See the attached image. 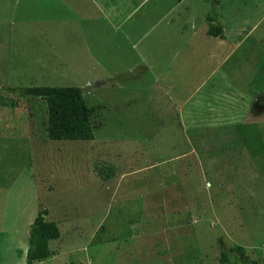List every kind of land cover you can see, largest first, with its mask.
<instances>
[{
  "label": "rangeland",
  "instance_id": "rangeland-1",
  "mask_svg": "<svg viewBox=\"0 0 264 264\" xmlns=\"http://www.w3.org/2000/svg\"><path fill=\"white\" fill-rule=\"evenodd\" d=\"M75 1L0 0V264H26L42 208L60 237L38 264H218L219 238L263 262L264 0H217L258 60L230 55L195 94L175 55L210 0H132L133 41L105 48L66 30ZM35 85H91L94 138L49 139L45 101L7 89Z\"/></svg>",
  "mask_w": 264,
  "mask_h": 264
},
{
  "label": "crops",
  "instance_id": "crops-1",
  "mask_svg": "<svg viewBox=\"0 0 264 264\" xmlns=\"http://www.w3.org/2000/svg\"><path fill=\"white\" fill-rule=\"evenodd\" d=\"M75 2V4L77 5V11L83 12V18L81 19L79 25H72L69 23L70 16H68L66 22V30L68 32L70 29L76 30L77 36H79V41L83 43L80 45L88 46L89 48H93L94 45L97 48H105L112 46L113 41H116L119 36L121 40L123 39L124 41L128 42L133 41V27H129L126 31L124 29V26L131 18L133 10H135L133 8V6L136 5L134 4V1L120 0L118 2L117 0H77ZM64 6L68 8L69 11L75 9L69 8L66 5ZM61 15L65 14L62 13ZM218 16L222 26L221 35H209V20H207L205 15L201 17L199 16L201 20L199 23L198 21H196L192 26V31L189 35L188 43L185 44L187 41L183 43V45L179 47L175 55L177 62L179 60H182L183 67L188 64L184 61L191 62L194 67V69H192L193 74H199L190 89V91L192 90V93L194 94L200 87L204 86L206 79L208 77H211V70L221 69L225 64L229 63L230 55L235 54L236 52L240 53L244 62H251L252 69L254 66V62L251 56H255L258 60L256 54V46L250 43L246 46L244 45V35H246L244 34L245 32L238 38L229 41L227 39V28L224 24V21L219 14ZM86 19L89 22H87ZM60 20L61 22L63 21L62 18H60ZM94 24L96 25V27H94ZM252 28H249V30ZM95 29L99 30V35L94 34ZM64 32V37L67 39V41L72 42L75 35L66 33V31ZM80 32L81 36L78 34ZM106 34L107 36H105ZM111 37H116V39H111ZM110 41H112V45L109 43ZM66 44L68 46H72L73 43L71 45L69 43ZM23 62H26V58ZM161 77L162 76H158L157 79L154 78L155 82L153 83L159 84L161 82ZM171 81L172 80H168V83H170ZM192 93L189 94V97L187 96L185 98H190ZM169 96H171V93L169 94ZM176 98L177 97L171 96L173 109L174 104L180 105L182 102H190L188 100L187 102L185 98H182L184 99L182 101L175 100Z\"/></svg>",
  "mask_w": 264,
  "mask_h": 264
},
{
  "label": "trees",
  "instance_id": "trees-1",
  "mask_svg": "<svg viewBox=\"0 0 264 264\" xmlns=\"http://www.w3.org/2000/svg\"><path fill=\"white\" fill-rule=\"evenodd\" d=\"M211 9L206 13L209 20L208 34H222V26L215 7L217 0H210ZM91 86V85H90ZM79 86L35 85L22 88H7L17 91L21 96L38 97L46 103V134L53 140H92L94 138L90 108L87 106L83 91L89 88ZM247 139V138H246ZM247 142V141H246ZM105 177H111L103 173ZM48 210H38L30 224L28 245L25 253L26 264H38L51 255L49 241L60 237V229L55 221L46 219ZM220 254L218 264H264L251 258L242 246L225 248L219 238Z\"/></svg>",
  "mask_w": 264,
  "mask_h": 264
},
{
  "label": "water",
  "instance_id": "water-1",
  "mask_svg": "<svg viewBox=\"0 0 264 264\" xmlns=\"http://www.w3.org/2000/svg\"><path fill=\"white\" fill-rule=\"evenodd\" d=\"M93 85H94V83H93Z\"/></svg>",
  "mask_w": 264,
  "mask_h": 264
}]
</instances>
